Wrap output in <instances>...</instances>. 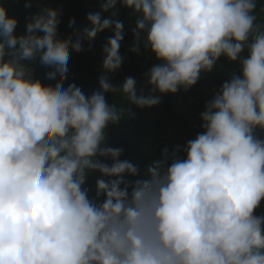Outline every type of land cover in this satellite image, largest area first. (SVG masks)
Segmentation results:
<instances>
[{"label":"clouds","instance_id":"clouds-1","mask_svg":"<svg viewBox=\"0 0 264 264\" xmlns=\"http://www.w3.org/2000/svg\"><path fill=\"white\" fill-rule=\"evenodd\" d=\"M118 3L137 16L132 51L143 44L158 61L145 74L149 94H138L132 77L122 89L101 77L90 96L63 87L70 50L82 52L105 30L114 28L104 69L121 68V22L89 13L91 27L73 43L58 38L60 12L46 7L17 36L18 20L0 4V264H264V214H255L264 202L257 0H104L101 7ZM222 56L239 61L240 73L207 103L186 158L165 148L143 179H127L139 170L120 159L123 148L107 146L106 129L130 109L110 105L105 94L122 91L129 103L152 108L161 102L156 92L189 90ZM37 59L54 68L47 73L54 86L33 79ZM97 172L103 178L90 198L84 186Z\"/></svg>","mask_w":264,"mask_h":264},{"label":"trees","instance_id":"trees-1","mask_svg":"<svg viewBox=\"0 0 264 264\" xmlns=\"http://www.w3.org/2000/svg\"><path fill=\"white\" fill-rule=\"evenodd\" d=\"M31 3L30 8L25 5ZM104 0H0L8 12L10 18L18 20L15 35H27L26 26L31 22V18L41 12L43 8H52L60 12V24L58 25V38L71 39L75 43L74 33L82 32L85 27H91L87 20L89 13H100L103 19H113L124 25V39L120 46V55L123 63L121 68L109 73L104 69L105 59L104 47L108 39L114 36V28L98 33L91 42L87 40L83 43V51L76 53L69 52L70 60L67 64L68 72L64 80L63 87L67 88L71 84L79 87L86 96H90L94 91L101 90L99 80L107 77L117 88L122 89L126 78L132 77L137 81V93L141 88L145 94L151 92L145 74L158 61L150 49L140 45V51L134 52L132 48L135 44L133 29L137 19L136 14L121 6L104 12L102 10ZM113 12L116 15H113ZM257 23H264V0H257L255 11ZM43 35V33H39ZM247 49L242 53L247 57ZM23 63L28 64V61ZM241 65L239 61L231 62L226 57H221L211 72L201 74L196 85L185 91L180 89L176 94L161 95L160 103L152 108H140L127 101L122 91L119 93H106V99L110 105L115 104L119 109L127 107L130 114L122 118L117 124L109 125L106 129L107 146L113 148H123L121 160H128L139 170L137 177H127L129 180L143 179L147 168L162 157L163 150L169 149L173 152L180 149L181 158H186L183 148L187 141L195 139L203 131L201 114L205 110L207 103L212 100L215 94L221 89L223 83L232 78L233 74H239ZM53 67L44 66L39 60L33 64V79L40 80L45 86L55 85V81L47 78V73L53 71ZM256 135L264 139V132L259 129ZM104 159V158H100ZM109 165L111 159L105 161ZM103 178L100 173H92L84 187L89 189L90 198L96 195V180ZM103 199V198H102ZM264 214V202L255 213Z\"/></svg>","mask_w":264,"mask_h":264}]
</instances>
